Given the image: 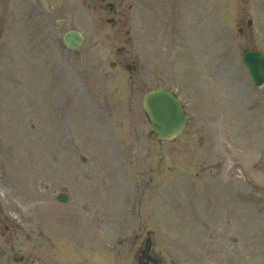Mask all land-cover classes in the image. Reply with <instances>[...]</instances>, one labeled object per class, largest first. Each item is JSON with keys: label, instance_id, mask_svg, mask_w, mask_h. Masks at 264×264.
Wrapping results in <instances>:
<instances>
[{"label": "rangeland", "instance_id": "1", "mask_svg": "<svg viewBox=\"0 0 264 264\" xmlns=\"http://www.w3.org/2000/svg\"><path fill=\"white\" fill-rule=\"evenodd\" d=\"M59 3L54 14L73 13L70 1ZM198 3L197 22L195 14L188 15L185 22L182 18V34H176L179 37H159L172 33L162 30L165 23L154 14V11L161 13L162 6L155 1L150 7L145 0L133 1L129 11L131 35L116 32L105 19L63 21L59 25L62 32L75 27L85 34L86 43L79 53L88 55V60L87 64L82 63L78 60L79 53H74L72 64L66 66L71 71L64 70L63 64L56 69L60 79L64 76L69 80L55 84L48 79V92L52 94L56 89L57 95L61 92L67 95L65 86L70 85V79L78 93L82 94L83 88L86 91V96L82 94L85 99L79 94L80 98L74 100L72 111L65 109V121L60 111L55 114L56 121H60L58 127L47 115L21 117V103L16 98L12 102L17 112H12L15 119L11 114L5 116L1 91L8 76L18 73V69L9 66L21 62L18 66L21 72L8 80L17 84V90L39 68L28 70L24 63L30 56L22 45L18 53L12 43L9 58L4 59L7 67L2 68L4 54L0 50V250H10L26 238L21 245L27 244L17 245V250L33 258L34 251L43 249L33 223L57 221L58 207L66 211L63 207L75 206L83 212L84 207H89V211L111 208L107 205L113 204L120 207L117 201L109 203L105 197L121 200L125 196V205L130 203L122 212L152 208V223L161 225L154 229V239L158 247L168 249L171 264H220L218 260L225 256H231L238 264H256L264 253V238L254 240L249 232L255 231L254 227L258 228L260 223L264 226V86L252 83L242 53L250 48L264 52V0H198ZM212 3L215 17L210 14ZM9 12L10 19L16 20L13 15H21L24 6L12 0ZM249 18L253 24L248 28ZM10 23L7 22L6 28L10 29ZM23 34L21 31V40L26 38ZM170 40L174 42L172 49L165 52L158 49L169 45ZM120 45H125L129 53L122 54L125 61L136 63L133 71L124 64L109 66L111 60H116ZM159 87L175 91L183 101L191 118L185 137H191V142L184 144L182 134L164 143L151 138L153 127L142 99L147 91ZM35 95L37 102V92ZM227 103L234 105V114L239 116L234 121L228 115L233 110L229 106L224 108ZM94 104L101 105L109 118H103L101 108L94 110ZM194 126L197 135L191 134ZM39 136L42 141L37 149ZM109 142L118 147H110ZM177 143L181 146L177 147ZM167 144L187 157L190 164L194 161L188 155L197 150L199 159L193 163L194 169L199 170L202 180H211L213 189L210 185L205 189L202 180L195 183L188 180L194 184L191 186L182 179L191 174L184 156L177 159L173 154L170 161L173 168L167 170L169 165L162 158ZM118 156L125 159V164L120 165ZM123 173H128L127 181L122 179ZM244 173L247 181L239 176ZM65 187L70 197L68 204L55 198ZM228 187L232 190L233 207L226 197L219 196L225 195ZM91 189L100 192L95 194ZM238 194L250 199L244 209ZM195 199L197 203L192 204ZM176 206L182 210L188 207V213L177 215L173 211ZM197 213L212 221L211 227L202 224ZM70 215L58 221L77 220ZM173 215L174 220L169 221ZM227 218L233 221L229 224ZM143 220L144 217L131 221L146 224ZM221 222L223 231L228 228L224 236L218 234ZM5 225L10 229L6 230ZM134 226L136 223L131 228ZM215 228L217 235H211ZM233 235L239 236L236 242L230 239ZM216 246L223 247L224 253L217 254Z\"/></svg>", "mask_w": 264, "mask_h": 264}, {"label": "flooded vegetation", "instance_id": "2", "mask_svg": "<svg viewBox=\"0 0 264 264\" xmlns=\"http://www.w3.org/2000/svg\"><path fill=\"white\" fill-rule=\"evenodd\" d=\"M23 1H25L27 7V13L23 14L24 19L31 20L38 18V21L42 20L43 17V6L45 5L43 2H46L48 5L52 2V0ZM53 1L55 3L57 2V0ZM130 1L71 0L74 7L78 8V5L81 6V16L89 15V12L92 11L94 12V16L99 18L106 17L121 32H123L126 23L130 20L129 11L133 6ZM166 10L167 14L164 19L166 21V30L171 33H176L179 31L176 22L180 17V10L176 4L167 5ZM77 15L79 16V14ZM6 16L7 14H0V21H5ZM120 50L125 52L124 48ZM84 59L85 55H82L81 60ZM60 225V223H54V227H52L51 232L57 235V238H55L56 240L53 243L52 253L49 259H47L45 253L41 252L37 254L34 264H139V255L143 243V237L139 234L136 235V241L133 245L134 253L130 257H127L121 253V250L117 249L114 251L111 248V237H106L99 232H94L91 237H80V231L74 232L72 230V233H70L69 228L59 227ZM97 229L94 228L93 230ZM144 261L145 264H166L154 249L151 250L149 257H145Z\"/></svg>", "mask_w": 264, "mask_h": 264}, {"label": "water", "instance_id": "3", "mask_svg": "<svg viewBox=\"0 0 264 264\" xmlns=\"http://www.w3.org/2000/svg\"><path fill=\"white\" fill-rule=\"evenodd\" d=\"M66 43L70 47H77L76 39H79L76 33L66 35ZM253 60V65L249 66L254 68L253 77L255 81L261 83V74L258 73L264 67V59L258 54L249 56ZM250 68V70H251ZM252 72V70H251ZM143 104L149 113V116L156 127L158 136L168 138L176 134L185 123V116L180 102L174 97L172 93L165 90H155L147 93L144 97Z\"/></svg>", "mask_w": 264, "mask_h": 264}, {"label": "bare ground", "instance_id": "4", "mask_svg": "<svg viewBox=\"0 0 264 264\" xmlns=\"http://www.w3.org/2000/svg\"><path fill=\"white\" fill-rule=\"evenodd\" d=\"M229 107L233 110L234 105L232 103H229ZM234 113V110L232 111ZM107 123V121H105V124ZM36 148V145L33 146V149Z\"/></svg>", "mask_w": 264, "mask_h": 264}]
</instances>
